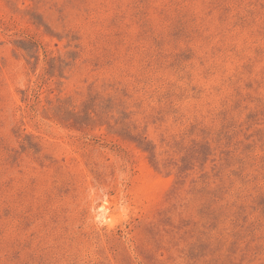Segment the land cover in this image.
I'll use <instances>...</instances> for the list:
<instances>
[{
  "label": "rangeland",
  "instance_id": "rangeland-1",
  "mask_svg": "<svg viewBox=\"0 0 264 264\" xmlns=\"http://www.w3.org/2000/svg\"><path fill=\"white\" fill-rule=\"evenodd\" d=\"M0 264H264V0H0Z\"/></svg>",
  "mask_w": 264,
  "mask_h": 264
},
{
  "label": "bare ground",
  "instance_id": "bare-ground-1",
  "mask_svg": "<svg viewBox=\"0 0 264 264\" xmlns=\"http://www.w3.org/2000/svg\"><path fill=\"white\" fill-rule=\"evenodd\" d=\"M143 196H144V195H143ZM148 197H149V199L151 198L150 196H148ZM148 197H146V198H148ZM142 199H143V197H142ZM142 199H141V200H142ZM147 200H148V199H147ZM148 201H149V200H148Z\"/></svg>",
  "mask_w": 264,
  "mask_h": 264
}]
</instances>
